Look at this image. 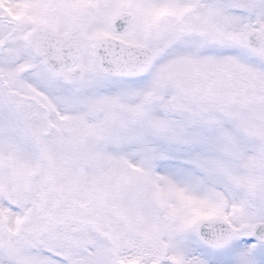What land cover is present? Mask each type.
I'll return each instance as SVG.
<instances>
[{
  "label": "snow or ice",
  "instance_id": "1",
  "mask_svg": "<svg viewBox=\"0 0 264 264\" xmlns=\"http://www.w3.org/2000/svg\"><path fill=\"white\" fill-rule=\"evenodd\" d=\"M0 264H264V0H0Z\"/></svg>",
  "mask_w": 264,
  "mask_h": 264
}]
</instances>
